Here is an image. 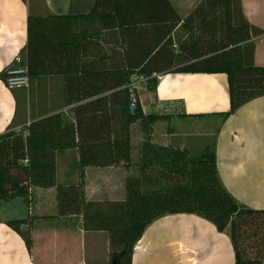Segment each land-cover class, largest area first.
I'll return each mask as SVG.
<instances>
[{
  "label": "trees",
  "instance_id": "obj_1",
  "mask_svg": "<svg viewBox=\"0 0 264 264\" xmlns=\"http://www.w3.org/2000/svg\"><path fill=\"white\" fill-rule=\"evenodd\" d=\"M88 15L100 23L93 34H72L66 24L54 26L83 16H29L22 64L29 81L43 67L62 78V105L47 107L23 129L0 134V201L20 197L30 210L32 187H55L56 214L42 219L63 227L76 221L83 230L105 231L108 262L94 264H131L145 229L178 213L195 214L226 232L235 264H264V208L244 206L223 185L214 145L191 156L185 148L153 141L156 123L167 122L171 134L173 116L206 114L145 113L133 86L135 77L152 91L155 75L223 73L229 110L221 115L226 118L264 96V66L253 63L251 41L263 31L249 24L240 0H200L183 19L169 0H95ZM67 107L68 113L63 111ZM136 122L142 141L132 163L130 127ZM67 149L77 153V180L72 183L59 182L56 176V152ZM133 165L138 174L127 176L123 200L85 198L87 167L128 170ZM36 219L28 213L7 222L28 251Z\"/></svg>",
  "mask_w": 264,
  "mask_h": 264
},
{
  "label": "crops",
  "instance_id": "obj_2",
  "mask_svg": "<svg viewBox=\"0 0 264 264\" xmlns=\"http://www.w3.org/2000/svg\"><path fill=\"white\" fill-rule=\"evenodd\" d=\"M199 1L169 0L182 19ZM240 1L249 24L263 31V34L253 36L251 41L254 43L253 63L264 66V0ZM94 2L0 0V134L23 129L31 123L33 116L43 114L47 107L62 105V78L46 70L48 67L39 68L38 76L29 81L28 87L8 88L3 82L5 68L16 65L15 56L21 57V64L25 60L29 16H83L77 20H60L54 26L60 28L66 24L72 29V34L79 30L93 34L100 26L96 16L88 15ZM99 37L102 44L101 31ZM155 76L158 79L155 90L140 89L134 85L145 113L157 112L163 104L171 103L169 107L176 109L167 113L206 115L173 116L170 120L171 134L167 133V122H158L154 126L153 141L190 151L197 140L193 137H213L216 167L223 185L244 206L264 208V96L248 101L224 118L221 113L229 110L225 74L167 73ZM68 108L63 111L68 113ZM158 127L164 128V131L157 134ZM139 138L142 140V135ZM76 158L75 149L56 152L59 182L77 180L74 179L76 169H71L76 164ZM108 172L118 176L122 183V189L119 188L116 193L117 179L108 183ZM127 173L120 166L87 167L85 198L90 201L123 200ZM91 175H97L95 182ZM106 193L114 195L106 197ZM31 199L28 211L20 197L0 201V264L108 262L109 238L105 231L83 230L76 221H68L63 227L57 221L42 219L56 214L55 187H32ZM28 213L37 218L31 232L30 251L21 236L7 225L10 220L26 218ZM173 248L177 250L178 259L175 262L235 264L234 251L226 232H219L208 220L188 213L167 215L151 223L134 246L131 264H170Z\"/></svg>",
  "mask_w": 264,
  "mask_h": 264
},
{
  "label": "rangeland",
  "instance_id": "obj_3",
  "mask_svg": "<svg viewBox=\"0 0 264 264\" xmlns=\"http://www.w3.org/2000/svg\"><path fill=\"white\" fill-rule=\"evenodd\" d=\"M174 46V45H173ZM174 49L175 50H177L178 49V46H176L175 45V47H174ZM134 82H135V86L136 87H140V89H142V88H147V85H146V83H145V81H143L141 78H139V77H135L134 78ZM169 104H171V103H166V104H163L162 105V107H160V108H158L157 109V112H165V113H167V112H171V110L173 109V110H175L176 108H174V107H169ZM174 106H176V105H174ZM177 107V106H176ZM167 128V127H166ZM157 131H156V133L157 134H159L160 132H163L164 131V128H161V127H158L157 129H156ZM130 134H131V144H132V146L134 147V149H133V152H132V155H131V161H132V163H135V162H137V160H138V147H139V145H140V143L139 142H141L142 140H140V138H139V136L140 135H142V132H141V128H140V125H139V123L138 122H136V123H133L132 125H131V127H130ZM195 140H196V142H194V147L190 150V148H189V154L191 155V156H199V155H201L202 154V152H203V150H204V146L205 145H208V146H210V147H213V137H210V138H207V137H204V138H202V137H193ZM194 141V140H193ZM72 169V171H73V169H76V164L71 168ZM130 169V170H129ZM128 170H127V174L128 175H135V174H138V169L133 165L131 168H129ZM108 176H107V178H108V183H113V182H115V180L117 179V181L115 182L116 183V188H115V190H114V192L116 193L117 191H119V188H120V185L122 184L121 183V181H119V177L118 176H114V175H112V174H110L109 172H108ZM127 174H126V177H125V182H126V178H127ZM74 179L76 180L77 178H76V170H74ZM96 176L97 175H91V178L93 179V181L95 182L96 180H97V178H96ZM122 187V186H121ZM122 188H120V190H121ZM109 193H110V191H109ZM118 194V193H117ZM110 195H114V194H108V193H106V197H110ZM119 195V194H118ZM39 201H40V199H39ZM25 207H27V206H25ZM26 211H28V209L26 208ZM166 249H168V248H166ZM167 253H169L168 251H166V254ZM176 254H177V250H176V248H173V249H171V261L172 262H169L170 264H184V262H175V260L176 259H178L177 258V256H176ZM168 255V254H167ZM106 263V262H105Z\"/></svg>",
  "mask_w": 264,
  "mask_h": 264
},
{
  "label": "built area",
  "instance_id": "obj_4",
  "mask_svg": "<svg viewBox=\"0 0 264 264\" xmlns=\"http://www.w3.org/2000/svg\"><path fill=\"white\" fill-rule=\"evenodd\" d=\"M175 47V44L174 46ZM14 61L16 65H10L5 68V76L3 82L8 88L14 87H28L29 85V75L28 69L25 65L21 64V57L15 56ZM142 79V78H141ZM144 81V79H142ZM135 82L133 83V86Z\"/></svg>",
  "mask_w": 264,
  "mask_h": 264
},
{
  "label": "water",
  "instance_id": "obj_5",
  "mask_svg": "<svg viewBox=\"0 0 264 264\" xmlns=\"http://www.w3.org/2000/svg\"><path fill=\"white\" fill-rule=\"evenodd\" d=\"M131 111H133V107H131Z\"/></svg>",
  "mask_w": 264,
  "mask_h": 264
}]
</instances>
